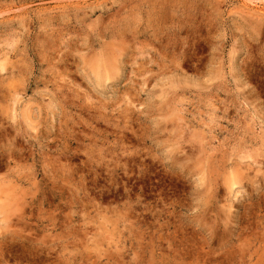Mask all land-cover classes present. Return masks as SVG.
Listing matches in <instances>:
<instances>
[{"label": "rangeland", "instance_id": "374dc122", "mask_svg": "<svg viewBox=\"0 0 264 264\" xmlns=\"http://www.w3.org/2000/svg\"><path fill=\"white\" fill-rule=\"evenodd\" d=\"M0 203V264H264V0H0Z\"/></svg>", "mask_w": 264, "mask_h": 264}, {"label": "bare ground", "instance_id": "6f19581e", "mask_svg": "<svg viewBox=\"0 0 264 264\" xmlns=\"http://www.w3.org/2000/svg\"><path fill=\"white\" fill-rule=\"evenodd\" d=\"M67 47V46H66ZM111 55V54H110ZM116 55V54H115ZM118 55V54H117ZM135 55V54H134ZM107 56H109V55H107ZM103 59H105V58H103ZM113 59V60H112ZM107 58V60H105V62L104 61H102L101 63H98L97 64V69H98V72H99V76L102 78V79H104V78H106L107 76H111L112 74H113V71H115L114 69L117 67V61H115L116 59L115 58ZM143 64V63H142ZM93 66V65H92ZM96 69V70H97ZM97 72V71H96ZM115 72H117V70L115 71ZM119 72V71H118ZM95 76H97V73H96V75ZM113 77V76H112ZM96 78H98V77H96ZM100 78H98V80H99ZM106 82V81H105ZM18 89V88H17ZM163 93V92H162ZM166 94V93H165ZM18 95V94H17ZM11 99V98H10ZM167 100V99H166ZM170 102V101H169ZM53 104V103H52ZM167 106V105H166ZM15 107V106H14ZM166 108V107H165ZM172 109V108H171ZM177 111V110H176ZM18 115V114H17ZM172 115V114H171ZM171 115H169V116H171ZM170 126V125H169ZM13 129V128H12ZM211 152V151H210ZM227 153V152H226ZM229 154V153H228ZM257 154V153H256ZM230 155V154H229ZM255 155V154H254ZM258 155V154H257ZM225 156H226V154H225ZM259 162H260V160H259ZM239 163V162H238ZM255 163V162H254ZM260 163H262V162H260ZM234 164H236V162L234 163ZM242 164V163H241ZM237 166H238V164H236ZM245 165H246V163H245ZM234 167V166H233ZM235 178V177H234ZM238 179V178H237ZM237 181V180H236ZM240 181V180H239ZM213 183V182H212ZM240 184V183H239ZM1 204V203H0ZM4 204V203H3ZM7 204V203H6ZM9 206V205H8ZM10 209V208H9ZM12 209V208H11ZM4 211V210H3ZM8 212H10V211H8ZM4 219V218H3ZM8 223V222H7Z\"/></svg>", "mask_w": 264, "mask_h": 264}]
</instances>
